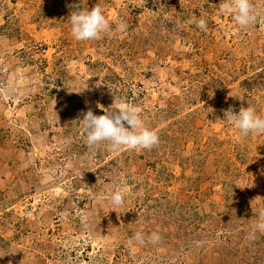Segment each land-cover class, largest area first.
Returning a JSON list of instances; mask_svg holds the SVG:
<instances>
[{"label":"rangeland","instance_id":"1","mask_svg":"<svg viewBox=\"0 0 264 264\" xmlns=\"http://www.w3.org/2000/svg\"><path fill=\"white\" fill-rule=\"evenodd\" d=\"M220 2L84 0L128 28L80 42L79 0H0V264H264V233L248 238L264 134L237 139L222 119L250 105L264 117V0L246 29ZM115 99L158 146L89 148L83 114ZM137 231L161 240L130 249Z\"/></svg>","mask_w":264,"mask_h":264},{"label":"clouds","instance_id":"2","mask_svg":"<svg viewBox=\"0 0 264 264\" xmlns=\"http://www.w3.org/2000/svg\"><path fill=\"white\" fill-rule=\"evenodd\" d=\"M84 0L73 5L77 10L73 11L68 18L71 25V35L76 41L100 40L104 36L115 37L127 31L128 25L124 21L110 22L105 16L101 6L97 4L94 8H80ZM219 11L231 16L232 21L241 29H246L258 19V10L252 0H221ZM191 23L206 31L208 22L203 16L191 20ZM240 100L244 96H235ZM249 103V102H248ZM250 105V104H249ZM101 107V105H100ZM105 115H95L92 110L83 114L81 127L86 136V143L91 149L106 146L109 152H119L122 149L129 150H152L160 143L158 133L147 126L142 114L133 105H125L115 99L113 105L105 109ZM236 129V138L248 137L250 135L264 134V117L257 114L250 105L241 107L238 114L230 107L224 112L222 118ZM128 189L123 179L120 186L111 194L110 203L114 208L125 204ZM256 221L252 225L249 240H254L256 233H264V208L256 213ZM159 232H152L145 236L143 232L137 231L127 241L128 247L150 243L156 245L160 242Z\"/></svg>","mask_w":264,"mask_h":264}]
</instances>
